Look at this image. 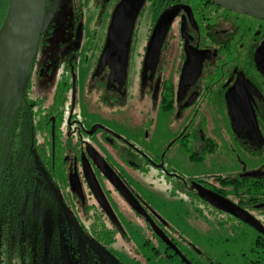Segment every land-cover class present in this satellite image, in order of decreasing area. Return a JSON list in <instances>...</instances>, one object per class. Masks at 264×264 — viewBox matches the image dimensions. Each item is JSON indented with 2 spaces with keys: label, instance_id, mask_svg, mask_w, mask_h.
I'll use <instances>...</instances> for the list:
<instances>
[{
  "label": "flooded vegetation",
  "instance_id": "1",
  "mask_svg": "<svg viewBox=\"0 0 264 264\" xmlns=\"http://www.w3.org/2000/svg\"><path fill=\"white\" fill-rule=\"evenodd\" d=\"M75 1L47 0L52 20L44 27L25 87L7 106L0 102V192L6 212H22V220L30 222L22 233H33L35 241L26 245H42L37 241L41 210L64 213L54 187L85 237L117 263L129 264L116 257L106 239L110 232L114 240L117 232L127 237L123 227L132 223L152 234L143 247L153 239L150 250L174 258L171 247L180 251L176 238H184L175 227L168 232L164 216L131 186L129 169L140 158L143 173L157 178L183 203L220 214L229 228L244 229L253 255L254 245H264V234L216 203H231L264 227V20L208 0H154L139 51L136 23L153 0H110L116 4L108 27L95 45L86 47L92 29L75 15ZM119 6V26L111 29ZM165 22L169 25L160 39ZM85 47L91 51L83 86L87 98L80 95L74 61ZM94 96L106 107L97 113L109 120L86 126L81 104L94 110ZM130 111L141 120L146 112L150 121L164 119L155 124L154 135L144 131L142 145L109 117L123 112L128 113L125 121L135 122ZM98 159L116 174L117 185L102 172ZM63 215L65 225L57 226L58 231L78 236ZM96 227L102 230L99 237L92 230ZM85 237H77L81 264H111Z\"/></svg>",
  "mask_w": 264,
  "mask_h": 264
},
{
  "label": "rangeland",
  "instance_id": "2",
  "mask_svg": "<svg viewBox=\"0 0 264 264\" xmlns=\"http://www.w3.org/2000/svg\"><path fill=\"white\" fill-rule=\"evenodd\" d=\"M154 2L153 0L146 3L136 23L137 47L139 51L142 49L141 45L146 33L149 32L151 24L150 13H152ZM115 4L112 5L110 0H76L71 3V7L73 8L74 6L75 8V15L80 19L84 18L86 29H92L90 36L86 34V47L91 42L95 45L102 32L108 27L107 22L110 19V12H112ZM86 47L83 48L81 54L78 53L74 57L76 67L79 69L77 74L80 83V95L85 94V98L89 94L85 90L83 91V86L89 74L88 64L91 62L89 59L91 51L86 50ZM134 75L133 72L129 80H133ZM93 98L91 105H93L94 110L96 109L95 111L91 110L86 104H81L80 116L84 119L86 126H89L92 121L101 122V120H104L107 122L109 120L103 114L99 115L97 113V111L101 113V109H106V107L97 102L96 96ZM113 109L117 110L116 107ZM124 115H128V113L119 112L114 115L110 113V116H107L113 118L114 123L119 124L121 127H126V132H129L130 137L139 145L145 143L144 137H142L144 131L149 129L151 136L154 135L156 125L158 127V124L164 121L162 118H158L157 121H150L147 112L143 114L144 119L141 120L140 115L130 111L129 115L134 117L135 122L131 121L129 123L124 120ZM116 128L121 129L124 133L123 128ZM136 164L137 167L134 166L133 169L131 166H127L131 168L129 170L133 174L130 180L131 186L142 194L148 204L152 205L161 216H164L167 224L162 223L166 230L169 232L171 227H175L184 239L179 240V238H176L177 244L181 245L180 251H178L177 247H171V252H175L174 258L159 257L154 250L149 248L155 242L153 239L149 247H143V241L149 240L152 236L147 229L145 230L142 226H139V223L125 224L123 229H126L127 237L121 236L120 232H117L114 242L108 243L109 248L115 253L117 258L120 257L129 264H146V262L147 264H255L256 257H253L254 255L250 251L251 246L246 242L249 237L246 236L244 229H233L232 226L229 228L228 224H224L220 214L219 216L213 213V215L205 214L202 207L187 203V201L183 203L168 188L164 187L157 178L145 174L146 171L141 168L142 160L140 158H138ZM42 215L47 218L48 214ZM251 234L254 235L253 232ZM145 256L149 258V261L145 259ZM205 257L212 259V261L210 259L204 260ZM100 264L105 263L101 260ZM262 264H264L263 261Z\"/></svg>",
  "mask_w": 264,
  "mask_h": 264
},
{
  "label": "water",
  "instance_id": "3",
  "mask_svg": "<svg viewBox=\"0 0 264 264\" xmlns=\"http://www.w3.org/2000/svg\"><path fill=\"white\" fill-rule=\"evenodd\" d=\"M208 1H212L216 5L220 7L222 6L231 11L233 10L237 13L247 14L251 17L264 20V0ZM46 3L47 0H10L9 2V8L4 18L5 20L0 27V102H3V106H7L12 99V96L16 95L18 90H23L25 87L24 83L29 75L28 72L32 65L31 62L38 53L37 50L41 42L40 37L43 33L44 27L45 25H49L52 20V16H50L49 12L47 13ZM120 11L122 13V6H119L114 13L115 15L110 24L111 29H116L119 26ZM168 25L167 22L160 24V39H163L165 36V31ZM150 55H152V53H148V56ZM125 69L126 67H124V70ZM14 100L15 99H13V101ZM250 110L253 111L251 107ZM252 117L255 124V118L254 116ZM98 163L102 172L110 178L114 185H117L115 184V177L117 178V176L112 172L109 165L101 159H98ZM50 186L52 187L51 184ZM124 188L121 187L122 192L125 193V195L129 194L128 190ZM52 189L57 201L64 210L66 217L74 224L81 240L85 235L80 230L72 213L66 208L63 199L58 195L54 187H52ZM96 192L98 194V191ZM216 204L224 210L234 213L237 217L245 220L264 234V227L260 223L231 203L228 204L227 202L218 201ZM85 239L86 242L89 243L91 249L94 252L99 253L102 258L109 260L111 264H120L117 263V260L109 252H106L99 244L87 239V237H85ZM83 264H86L85 260L83 261Z\"/></svg>",
  "mask_w": 264,
  "mask_h": 264
},
{
  "label": "trees",
  "instance_id": "4",
  "mask_svg": "<svg viewBox=\"0 0 264 264\" xmlns=\"http://www.w3.org/2000/svg\"><path fill=\"white\" fill-rule=\"evenodd\" d=\"M9 2L10 0H0V27L5 20ZM257 184L254 183L253 186ZM262 188H264V184ZM40 204L42 203L40 202ZM38 205L39 203H36V207ZM5 207L3 194L0 192V264H81V245L77 242L76 232L74 231L75 235L72 236L66 229L60 228L62 233L57 229V226L65 225V216L62 213L55 215L51 210L40 211L42 225L40 231L37 232V241L42 242V245L38 248L26 245L35 241V236L29 232L22 233L25 225H30L29 221L22 220L23 213L17 211V214L11 215L6 212ZM42 214H48L47 218ZM7 218H9L8 222ZM92 230L97 237H99L98 232L102 231L99 227ZM106 241L109 244L114 242L112 232ZM253 255L256 257L255 264H262V261L264 262V245H254Z\"/></svg>",
  "mask_w": 264,
  "mask_h": 264
}]
</instances>
